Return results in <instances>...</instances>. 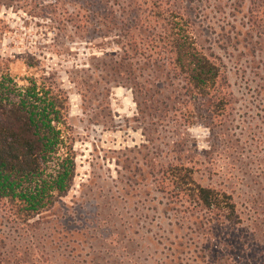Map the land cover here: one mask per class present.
<instances>
[{
	"label": "trees",
	"instance_id": "16d2710c",
	"mask_svg": "<svg viewBox=\"0 0 264 264\" xmlns=\"http://www.w3.org/2000/svg\"><path fill=\"white\" fill-rule=\"evenodd\" d=\"M48 1L45 7L58 24L54 25L58 37L89 35L103 38L105 44L111 40L116 47L107 55L110 61L102 58V70L107 71L104 91L115 84L134 94L138 120L154 148L150 193H154L152 210L158 215L153 219L164 218L159 213L163 208L175 227L170 237L157 241L171 252L169 262L264 264L260 230L251 228L246 243L232 239L243 224L233 194L198 180L197 166L205 163L181 155L192 149L185 148L173 130L203 123L211 135L210 150L203 154L216 155L211 158L214 163L232 160L236 154L243 157L244 137L264 141V134L253 130L259 129L254 121H249L245 135L238 132L233 93L226 88L223 67L200 47L190 9L181 0ZM25 62L29 68L41 63L34 56ZM81 84L87 94L95 92L90 76H81ZM68 117L69 98L52 76L30 77L20 85L0 69V264L102 261L95 238H77L88 229L85 223L78 228L76 218L68 214L61 220L44 216L69 195L77 176L78 155ZM165 132L175 135L164 145L177 155H165L160 144ZM108 210L107 219L120 216L116 207ZM112 243L125 244L124 249L132 247L131 251L135 244L140 248L132 238L113 237Z\"/></svg>",
	"mask_w": 264,
	"mask_h": 264
},
{
	"label": "rangeland",
	"instance_id": "374dc122",
	"mask_svg": "<svg viewBox=\"0 0 264 264\" xmlns=\"http://www.w3.org/2000/svg\"><path fill=\"white\" fill-rule=\"evenodd\" d=\"M181 1L195 19L200 47L223 67L226 88L233 93L238 132L245 135L249 121H254L259 129L253 130L264 134L260 131V127L264 129L262 0ZM48 4V0H0V69L20 85L26 84L27 78L41 79L46 73L69 98V132L78 155L77 176L69 195L44 216L61 220L68 214L76 218L78 228L86 224L88 229L77 238H95L102 261L94 264H171V252L164 242L161 245L157 241L170 237L175 227L170 226L171 219H166L169 214L164 215L163 208L159 213L165 219H153L158 215L152 210L154 193H150L149 161L154 148L138 120L134 94L132 89L115 84L107 85L109 90L104 91L107 71L102 70V58L110 61L107 55L116 47L111 40L105 44L103 38L89 35L58 37L57 23L51 21L54 17L45 7ZM30 56L41 61L38 68L26 65ZM81 76L91 77L95 92L84 91ZM173 130L180 141L184 140L185 148L192 149L190 154L181 155L205 163L197 166L198 180L233 194L243 224L232 239L238 237L246 243L247 232L253 227L264 237V141L241 137L248 141L242 140L241 148L246 149L243 157L236 154L232 160L223 158L214 163L213 154L207 158L203 154L211 147L210 130L203 123L189 129L179 125ZM165 135L160 144L168 156L171 149L164 144L175 135ZM109 206L116 207L120 216L107 219ZM131 215L132 219H126ZM113 237L132 238L139 241L140 248L135 244L132 251V247L126 250L125 244H113Z\"/></svg>",
	"mask_w": 264,
	"mask_h": 264
}]
</instances>
